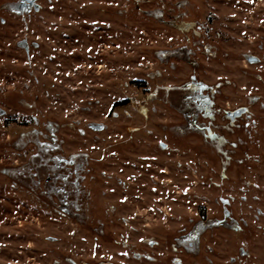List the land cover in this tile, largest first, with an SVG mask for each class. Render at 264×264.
Segmentation results:
<instances>
[{"label":"rangeland","instance_id":"374dc122","mask_svg":"<svg viewBox=\"0 0 264 264\" xmlns=\"http://www.w3.org/2000/svg\"><path fill=\"white\" fill-rule=\"evenodd\" d=\"M175 1L157 0L142 5L139 11L129 0H78L76 8L69 0L55 1L46 5V9L65 12L66 16L60 15L65 21L59 22L60 25H72L75 21L77 32L84 37L82 44L73 49L41 54L38 51L27 62L24 53L15 48L3 49L0 42V104L7 110L9 120L54 119L61 127L59 137L64 153L91 155L93 174L99 182L89 210L90 201L87 204L85 197L80 201V210H74L59 205L50 194L15 185L3 172L16 165V161H24L20 157L24 129L8 126L7 117L0 119V264H101L107 252L103 246L102 219L117 217V213L113 215L107 208L122 202L131 210L125 208L124 216L140 213L149 219L164 218L174 231L185 227L187 218L215 217L220 210L217 199L221 197H232L236 208L246 197L254 206L249 209L245 205L248 217L254 216L258 205L255 197L264 202V0H189L187 12L193 28L187 33L188 43L180 33L154 22L141 11L164 8ZM105 3L110 8L116 4L120 8L114 9L123 11L122 18H116L113 25L123 30L119 35V41L124 42L122 46H101L91 39L97 38L96 27H102L99 21L104 20L93 10ZM45 17V25H57L58 17L53 13ZM12 20L11 28H20L23 35V24ZM152 26L156 28L152 30ZM30 27L32 32L40 33V16L34 18ZM151 41L155 46H149ZM169 46L173 55L168 58L160 53ZM177 46L183 47L176 49ZM51 52L59 55L52 63ZM245 55H253L260 62L251 64ZM51 68H55L53 72L48 71ZM50 73H54L56 81L48 95L46 89H40V78L49 79ZM6 79L11 80L9 86ZM17 85L18 90H14ZM193 85L216 91L217 104L222 107L248 105L249 121L257 122L250 147L244 143L230 145L231 140L246 134L224 130L228 120L213 122L200 118V122L212 134L219 132L227 139L225 151L222 150L232 153L233 160L244 161L245 150L251 154L247 173L251 190L239 188L244 186L240 179L244 164L235 161L223 170V160L217 162L216 144L206 130L200 133L185 126L187 120L181 113L185 108L183 94ZM7 89L13 90L2 94ZM248 96H257L252 99L258 100L251 102ZM88 123L102 125L106 130H90ZM8 137L17 141L16 147L8 143ZM126 137L166 141L172 150L173 164V173L166 179L177 178L178 187L167 183L157 190H124L114 176L122 181L132 177L121 171L118 165L121 162L111 156L116 146H108L106 142ZM156 153L162 157L152 162L150 179H163L159 168L170 152L156 147ZM197 154L202 155L201 169L197 167ZM177 162L184 165L180 173L175 171ZM101 171H106L104 177ZM200 176L203 186L191 184L199 181ZM48 237L57 241H49ZM202 246L201 264H209L214 249L212 231L204 235ZM124 255L132 264L130 255L127 252Z\"/></svg>","mask_w":264,"mask_h":264},{"label":"flooded vegetation","instance_id":"af4514ba","mask_svg":"<svg viewBox=\"0 0 264 264\" xmlns=\"http://www.w3.org/2000/svg\"><path fill=\"white\" fill-rule=\"evenodd\" d=\"M55 1L60 0H37V2L35 0H0V42L2 48L9 50L15 48L21 51L24 53L27 62H29L32 53L35 54L40 51L41 54L45 51L67 47L73 49L75 45L82 44L84 37L77 32L75 21L72 25H60L59 22H65L60 16L61 14L66 16L65 12L63 10L48 11L46 9V5H53ZM69 1L74 3V8L78 6V0ZM93 1L97 2L99 0ZM129 1L132 2L136 8L135 10L139 11L142 5H150L151 2L157 0ZM105 4L107 5L99 7L98 10L96 9L97 11L93 10L102 15L104 20L99 21L103 24L102 27H96L97 38L91 39L101 46L107 44H111L112 47L122 46L124 42L119 41L121 39L119 35L122 34L123 30L120 29L121 27L114 28L113 25L116 24V18H122L123 11L114 9L120 8L116 4L111 5L114 8H110L108 3ZM39 6L40 10H38ZM190 6L189 0H177L164 8L153 7L141 11L154 22L180 33L182 40L188 43L187 33L193 28V22L189 21L190 16L187 12ZM47 13H53L55 17H58L57 25H45V14ZM39 16L40 33H34L31 30L30 23ZM12 19H17L23 24V35L20 28L19 30L11 28ZM155 28L156 26L151 27L152 30ZM143 33L146 32L143 31ZM155 44L151 41L149 46H155ZM182 47L177 46L176 49ZM170 48V46L167 47L166 51L160 54L171 57L173 53H171ZM58 56L57 53L51 52L49 54L50 63ZM7 69L10 72L12 71L9 66ZM54 69L51 68L48 71L53 72ZM48 76L49 79L40 78V89H46L47 94L50 95L52 90L49 88L53 89L55 87L56 78L54 73H50ZM6 80L9 86L11 80ZM18 87V85L14 86V90H18ZM12 90L9 89L2 94H10ZM23 92L21 89L20 93ZM217 96L216 91L211 92L204 85H193L191 90H187V93L183 94L185 108L181 112L187 120L185 126L200 133L206 130L216 144L217 162L223 160V170L235 161H238L239 165L244 164V173L240 175L241 184L244 186L239 188L240 190H251V186L247 181V173L250 170L248 158L251 157V154L245 150L244 161L241 159L233 160L234 155L224 152L223 149L227 139L219 132L212 134L211 131L209 133L208 129L210 128H206L200 122V118L213 122L222 119L228 120L229 125L224 126V130L231 132L243 131L246 137L238 136L231 140L230 145L234 147L238 143H244L247 147L253 144L252 129L257 125V122L249 121L251 114L247 104L233 108L231 106L222 107V105L217 104ZM248 97L251 102L258 100L252 99L257 96ZM0 108L2 109L0 113L4 111V114L0 115V119L6 118L7 110L1 104ZM9 119L10 117L6 118V120ZM15 120V122L9 120L6 124L10 127L15 126L17 129H24L20 137L22 141L20 157L24 161L22 163L16 161V165H11L5 169L3 172L5 176L11 179L15 185H20L34 192L50 194L59 205L65 204L68 207H73L74 210H80V201L85 197L87 204L90 201L87 205L89 210L93 201L94 190L99 185L93 174L94 161L90 157L91 155L86 152H74L66 155L59 137L61 127L52 118L33 117L30 121L20 120L19 118H15ZM220 125L221 122L218 124V128L221 130ZM87 126L90 130H98L97 125L93 123H88ZM105 130L106 128L103 127L100 131ZM8 143L13 147L17 146V141H14L11 137H8ZM106 144L111 147L116 146V150L112 152L111 156L121 162L118 163L121 171L132 177L127 181H122L114 176V179L124 190H157L167 183V186L176 188L180 184L177 178L174 180L172 178L166 179L173 173L172 150L168 148L166 141L156 142L154 138L126 137L108 139ZM156 147H159L161 151L170 152L163 159L165 164L159 168L163 179L157 177L150 179L149 175L152 171L151 168H153L152 162L161 156L156 153ZM201 156L197 154L196 161L197 167L200 169L203 166ZM104 166L108 167V164L105 163ZM175 167V171L180 173L184 165L177 162ZM101 174L104 177L106 171H101ZM191 184L203 186V176H200V180L197 182L191 181ZM175 192L176 194L179 193ZM171 197L173 198V196ZM242 198L243 201L239 203L238 208L235 207L236 203L232 197L217 199L220 210L215 217L208 218L204 215H198V217L187 218L184 224L185 227L178 229V231H174L167 219H149L144 216L141 217L140 213L129 214L126 217L124 216L125 208L128 212L131 210L124 207L126 205L123 202L118 204L117 207L112 205L107 208V212L113 215L117 213L118 216H106L102 219L104 226L103 246L106 247L107 252L103 256L104 259L101 260V264H130V260L124 255L125 252L130 255L133 261L132 264H201L204 252L202 239L207 232L211 231L214 237V249L209 264L210 262L211 264H264V209L262 206L264 202L255 197L258 205H255L254 216L248 217L245 205H248L249 209H254V206L247 201L246 197L243 196ZM142 231L146 234L142 235ZM173 242H175V246ZM117 247L121 248L122 251L118 250Z\"/></svg>","mask_w":264,"mask_h":264},{"label":"water","instance_id":"95a60500","mask_svg":"<svg viewBox=\"0 0 264 264\" xmlns=\"http://www.w3.org/2000/svg\"><path fill=\"white\" fill-rule=\"evenodd\" d=\"M35 2H37V0H35ZM38 10H40V6L38 7ZM246 59L251 64H255V63H259L260 62V60L257 57L253 56V55H246ZM0 110H2V109L0 108ZM3 114H4V111L0 113V115H3ZM97 127H98V130H101L102 129V125H99ZM208 130H209V133H211V130L210 129H208ZM48 240L49 241H53V242H56L57 241V239L54 238V237H48Z\"/></svg>","mask_w":264,"mask_h":264}]
</instances>
